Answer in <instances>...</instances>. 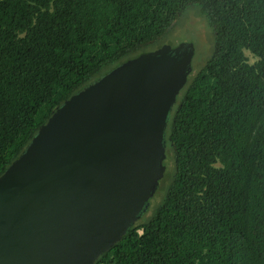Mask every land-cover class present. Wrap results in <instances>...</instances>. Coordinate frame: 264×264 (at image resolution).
<instances>
[{
  "label": "trees",
  "instance_id": "obj_1",
  "mask_svg": "<svg viewBox=\"0 0 264 264\" xmlns=\"http://www.w3.org/2000/svg\"><path fill=\"white\" fill-rule=\"evenodd\" d=\"M192 6L213 53L169 115L162 200L95 264H264V0H0V175L65 99Z\"/></svg>",
  "mask_w": 264,
  "mask_h": 264
},
{
  "label": "water",
  "instance_id": "obj_2",
  "mask_svg": "<svg viewBox=\"0 0 264 264\" xmlns=\"http://www.w3.org/2000/svg\"><path fill=\"white\" fill-rule=\"evenodd\" d=\"M192 43L127 59L65 99L0 175V264H95L141 218Z\"/></svg>",
  "mask_w": 264,
  "mask_h": 264
},
{
  "label": "rangeland",
  "instance_id": "obj_3",
  "mask_svg": "<svg viewBox=\"0 0 264 264\" xmlns=\"http://www.w3.org/2000/svg\"><path fill=\"white\" fill-rule=\"evenodd\" d=\"M213 34L211 28L207 25L206 20L199 14L197 7H189L177 20L173 28L159 42L147 46L144 51L150 52L158 49L163 45L175 46L180 43H192L194 47V55L192 58V72L195 74L201 69L213 53ZM140 52H138L139 54ZM136 55V54H135ZM131 55L129 57H133ZM246 58L250 64L256 61V58L248 51L245 52ZM128 58V57H127ZM126 60V59H125ZM113 66V65H111ZM111 66L104 68L105 72ZM166 168L165 173L172 170V159L166 157L164 161ZM163 192L157 190L154 196L149 200V206L146 213L142 217H148L152 214L154 208L160 203Z\"/></svg>",
  "mask_w": 264,
  "mask_h": 264
}]
</instances>
